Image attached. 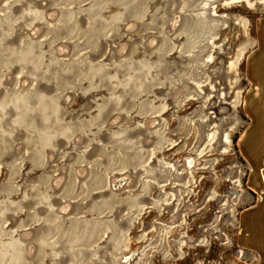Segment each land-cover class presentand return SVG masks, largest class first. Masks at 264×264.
<instances>
[{"label": "rangeland", "instance_id": "obj_1", "mask_svg": "<svg viewBox=\"0 0 264 264\" xmlns=\"http://www.w3.org/2000/svg\"><path fill=\"white\" fill-rule=\"evenodd\" d=\"M264 0H0V264H241L237 136Z\"/></svg>", "mask_w": 264, "mask_h": 264}, {"label": "crops", "instance_id": "obj_2", "mask_svg": "<svg viewBox=\"0 0 264 264\" xmlns=\"http://www.w3.org/2000/svg\"><path fill=\"white\" fill-rule=\"evenodd\" d=\"M246 72L250 86L242 106L247 121L236 144L245 163V189L253 199L237 213L234 243L246 254L241 264H264V47L250 50Z\"/></svg>", "mask_w": 264, "mask_h": 264}, {"label": "bare ground", "instance_id": "obj_3", "mask_svg": "<svg viewBox=\"0 0 264 264\" xmlns=\"http://www.w3.org/2000/svg\"><path fill=\"white\" fill-rule=\"evenodd\" d=\"M233 1H236V0H233ZM246 2L248 1V0H245Z\"/></svg>", "mask_w": 264, "mask_h": 264}, {"label": "trees", "instance_id": "obj_4", "mask_svg": "<svg viewBox=\"0 0 264 264\" xmlns=\"http://www.w3.org/2000/svg\"><path fill=\"white\" fill-rule=\"evenodd\" d=\"M253 195V194H252Z\"/></svg>", "mask_w": 264, "mask_h": 264}]
</instances>
